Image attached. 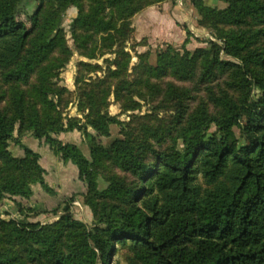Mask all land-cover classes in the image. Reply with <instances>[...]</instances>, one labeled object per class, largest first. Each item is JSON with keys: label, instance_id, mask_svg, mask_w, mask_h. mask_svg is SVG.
I'll return each instance as SVG.
<instances>
[{"label": "trees", "instance_id": "1", "mask_svg": "<svg viewBox=\"0 0 264 264\" xmlns=\"http://www.w3.org/2000/svg\"><path fill=\"white\" fill-rule=\"evenodd\" d=\"M31 1L0 0V69L7 81L27 82L30 73L64 45L59 12L70 5L82 8L81 0H40L34 28L29 29L18 16ZM136 1L90 0L74 24L114 41L118 21L124 23L139 10ZM192 1L200 16L198 24L230 28L217 29L219 41L208 48L164 52L158 65L143 68L153 75L168 69L179 80L191 79L196 66L201 68V80L231 70L237 77L234 83L243 89L240 98L226 92L212 95L219 108L216 114L203 103L185 118L188 90L169 84L164 95L177 109L181 149L153 148L148 137L158 136L146 127L134 138L127 134L104 146L87 126H79L88 139L91 160L78 146L50 134L72 129L73 124L65 128L54 120H32L36 137L44 136L63 159L77 166L87 183L86 201L95 224L89 229L68 214L46 225L0 220V264H112L118 243L131 247L138 264H264V0H221L227 4L221 9ZM249 20L260 25L253 33L242 28ZM119 54L126 57L117 66L125 70L129 55L123 50ZM121 70L113 72L117 76ZM37 91L44 96L46 86H37ZM87 98V124L107 135L109 124L117 120L102 110L105 97L100 102L92 95ZM11 99L15 117L0 111V197H29L30 176L19 166L26 160L39 168L37 154L25 147L27 157L19 162L7 150L15 120L23 119L25 107L24 94L15 87ZM103 160L136 175L138 183L129 185L113 176L99 190L95 168ZM199 175L210 186L204 191L197 183Z\"/></svg>", "mask_w": 264, "mask_h": 264}, {"label": "rangeland", "instance_id": "2", "mask_svg": "<svg viewBox=\"0 0 264 264\" xmlns=\"http://www.w3.org/2000/svg\"><path fill=\"white\" fill-rule=\"evenodd\" d=\"M150 1H136L139 10L125 19L124 23L118 21L120 31L115 34V40L111 41L103 39V33L96 34L74 24L79 13L86 12L89 8L90 0H81L82 8L70 5L59 12V27L62 29L64 45L56 47L30 73L27 82L4 80V70L0 69V111L9 117H15L11 106L13 87L23 92L25 99L24 117L22 120H15L13 137L7 142V150L11 157L20 162L27 157L25 147L31 149L37 154L36 164L40 168L26 160L20 164V170L26 172V177L30 176L28 179L32 194L29 197L10 194L0 197V220L46 225L53 224L61 216L68 214L89 229L95 224L94 212L86 201L87 183L80 177L77 166L71 160L63 159L44 136L36 137L34 129L30 128L32 120H54L53 124L61 123L65 128L73 124L72 129H63L58 133L51 131L50 134L64 144L78 146L82 154L91 160L88 139L79 126H87L96 141L104 146L127 134H132L131 138H134L146 127L151 130L152 135L158 136L148 137L153 148L168 150L175 145L181 149V141L177 138L180 126L176 123L177 109L164 95L169 84L179 90H188V98L184 102L185 118L203 103L207 105L210 113L216 114L219 108L211 101L212 95L226 92L234 99L240 98L243 89L234 83L237 77L232 75L231 70L217 71L215 77L208 80L200 79V66H196L194 76L186 80L177 79L168 69L161 70L156 75L144 70L143 66L158 65L159 54L164 52L183 54L186 50L193 52L198 48H208L211 42L219 41V29L230 28L221 24L215 30L213 27L198 24L200 16L192 0H160L148 5ZM165 1L169 3L166 14L163 13L164 8L161 5ZM202 1L207 6L220 9L227 5L221 0ZM39 4L40 0H32L22 8L18 16L29 29L34 28ZM176 10H180V13L176 14ZM166 15L167 21L164 18ZM259 27L253 20L242 26L248 33L255 32ZM156 28L160 29L159 32ZM148 30L150 33L147 35ZM120 50L129 55L125 70L117 66L126 57L119 54ZM222 57L233 60L228 56ZM114 70L121 72L116 76ZM145 78L148 83H142ZM41 84L46 86L44 96H40L37 91V86ZM88 95H92L98 102L105 97L102 110L117 120L109 124L107 135L99 134L87 124L89 109L85 104ZM253 95L256 97L255 93ZM213 129L214 126L211 130ZM95 169L99 190L104 189L113 176L129 185L138 183L136 175L120 169L112 161L103 160ZM13 172L18 174L17 170ZM197 183L202 191L210 187L200 175ZM134 260L131 247L118 243L110 263L131 264ZM135 263L138 264L136 260Z\"/></svg>", "mask_w": 264, "mask_h": 264}, {"label": "crops", "instance_id": "3", "mask_svg": "<svg viewBox=\"0 0 264 264\" xmlns=\"http://www.w3.org/2000/svg\"><path fill=\"white\" fill-rule=\"evenodd\" d=\"M161 5H162V8H164L163 13L166 14V13H167V9L169 10V3H168L167 1H165V2H163ZM160 10H161V8H160ZM179 11H180V10H178V11L176 10V11H175L176 14H179V13H180ZM159 13H160V12H159ZM182 13H183V12H182ZM183 15H184V14H182V16H183ZM164 18H165V21H167V19H166V18H167V15H166ZM191 19L193 20V17H192ZM158 22H159V21H158ZM159 23H160V22H159ZM159 23H158V25H160ZM174 23H175V22H174ZM145 24H146V20L144 19V25H145ZM144 25L142 26V29H144ZM148 25H149V24H148ZM175 25H176V23H175ZM146 26H147V25H146ZM171 27H172V26H171ZM174 27H175V26H173V29H174ZM155 30H157V31L159 32L160 29H159V28H156ZM148 31H149V32H147V35L150 33V30H148Z\"/></svg>", "mask_w": 264, "mask_h": 264}]
</instances>
